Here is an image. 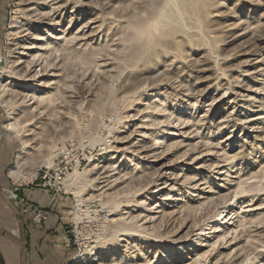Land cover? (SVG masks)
<instances>
[{
	"label": "rangeland",
	"instance_id": "374dc122",
	"mask_svg": "<svg viewBox=\"0 0 264 264\" xmlns=\"http://www.w3.org/2000/svg\"><path fill=\"white\" fill-rule=\"evenodd\" d=\"M65 1L0 0L4 264H264V0Z\"/></svg>",
	"mask_w": 264,
	"mask_h": 264
},
{
	"label": "bare ground",
	"instance_id": "6f19581e",
	"mask_svg": "<svg viewBox=\"0 0 264 264\" xmlns=\"http://www.w3.org/2000/svg\"><path fill=\"white\" fill-rule=\"evenodd\" d=\"M44 3L50 4L47 7L48 9L45 11L42 10V11L37 12L38 5L44 4ZM25 5L29 6L28 11H32L35 9L36 13L34 12V15L36 16L35 19L37 23L44 22L50 27V30H51V29H56L58 26H60L61 18L63 17L64 11L66 10V7H67V1L65 0H27V2H25ZM37 20L38 21L42 20V21L38 22ZM23 33H24L23 35L21 34V36L23 37H27V36L30 37L31 35V32L28 30V28H23ZM67 36H68L67 34H64V31H61V32H57L56 34L48 32L47 36L45 37L46 39L53 38L54 40H61V39H65ZM45 37H43L42 33L35 32L31 35L32 41L30 42L21 41L19 43V46H16L15 48L17 50V51L15 50V52L17 53V56L15 58L16 60H14L13 62V66H14L13 70L25 69L24 74L27 79L26 81L28 80L37 81V78L43 74V71H44L43 66H41L39 69L37 66L39 65L40 58L49 49V47H51V44L49 43V41L48 42L42 41L43 39H45ZM10 78L11 80H14L13 76H10ZM48 83H53V81H50ZM6 127L12 128L10 123H7ZM14 172H15L14 170H11V173L15 174ZM14 177L16 178V180H20L18 175L15 174ZM145 209L150 210V204H147ZM221 230L222 229L220 227H217L214 231L219 232ZM203 234H204L203 230H200L199 235H203ZM200 245H203V244L200 243ZM73 264H76V263H73Z\"/></svg>",
	"mask_w": 264,
	"mask_h": 264
},
{
	"label": "water",
	"instance_id": "95a60500",
	"mask_svg": "<svg viewBox=\"0 0 264 264\" xmlns=\"http://www.w3.org/2000/svg\"><path fill=\"white\" fill-rule=\"evenodd\" d=\"M0 264H4V262L2 261V259L0 258Z\"/></svg>",
	"mask_w": 264,
	"mask_h": 264
},
{
	"label": "crops",
	"instance_id": "0c3cea01",
	"mask_svg": "<svg viewBox=\"0 0 264 264\" xmlns=\"http://www.w3.org/2000/svg\"><path fill=\"white\" fill-rule=\"evenodd\" d=\"M50 194L52 195L53 193L50 192Z\"/></svg>",
	"mask_w": 264,
	"mask_h": 264
}]
</instances>
